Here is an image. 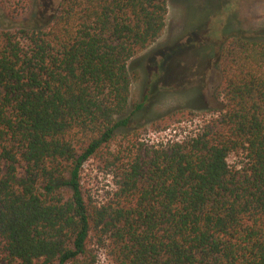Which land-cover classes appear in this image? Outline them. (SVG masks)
Returning a JSON list of instances; mask_svg holds the SVG:
<instances>
[{"label": "trees", "instance_id": "obj_1", "mask_svg": "<svg viewBox=\"0 0 264 264\" xmlns=\"http://www.w3.org/2000/svg\"><path fill=\"white\" fill-rule=\"evenodd\" d=\"M1 1L12 14L32 2ZM168 11L60 0L42 25L0 30V264H100L101 249L112 264H264V36H226L218 106L198 131L118 135L146 104L131 100L130 63ZM92 158L115 179L102 201L82 182Z\"/></svg>", "mask_w": 264, "mask_h": 264}, {"label": "rangeland", "instance_id": "obj_2", "mask_svg": "<svg viewBox=\"0 0 264 264\" xmlns=\"http://www.w3.org/2000/svg\"><path fill=\"white\" fill-rule=\"evenodd\" d=\"M59 2L32 0L26 10L12 14L0 0V30L42 25L52 18ZM235 33L264 36V0H169L163 34L130 63L135 75L131 100H144L147 95L145 108L132 114L130 127L118 135L136 131L145 143L161 144L198 131L209 110L218 106L215 92L226 65L221 48L226 36ZM164 61L168 71L159 76ZM243 161L242 155L229 156L232 165ZM82 180L98 201L115 188L113 175L98 158L84 164ZM99 256L100 264H112L104 249Z\"/></svg>", "mask_w": 264, "mask_h": 264}]
</instances>
